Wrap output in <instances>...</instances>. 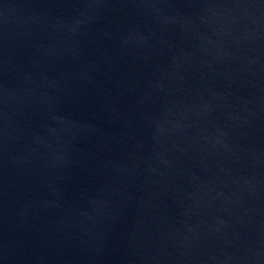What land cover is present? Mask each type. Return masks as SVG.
<instances>
[{
  "label": "water",
  "instance_id": "1",
  "mask_svg": "<svg viewBox=\"0 0 264 264\" xmlns=\"http://www.w3.org/2000/svg\"><path fill=\"white\" fill-rule=\"evenodd\" d=\"M264 166V0H0V232L104 192Z\"/></svg>",
  "mask_w": 264,
  "mask_h": 264
}]
</instances>
